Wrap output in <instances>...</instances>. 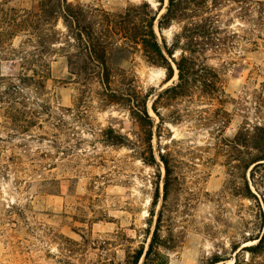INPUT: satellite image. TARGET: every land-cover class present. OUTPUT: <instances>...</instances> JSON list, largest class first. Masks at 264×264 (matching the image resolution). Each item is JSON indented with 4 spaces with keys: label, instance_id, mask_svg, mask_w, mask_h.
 <instances>
[{
    "label": "rangeland",
    "instance_id": "obj_1",
    "mask_svg": "<svg viewBox=\"0 0 264 264\" xmlns=\"http://www.w3.org/2000/svg\"><path fill=\"white\" fill-rule=\"evenodd\" d=\"M69 1L113 14L143 1L155 10L161 4ZM0 3L39 10L38 0ZM166 7L167 0L162 13ZM215 12L226 49L209 51L198 61L218 75L219 91H206L200 72L189 96L158 103L163 123L152 105L178 83L175 62L170 60L174 75L166 83L165 69L149 64L141 51L112 55L111 63L135 77L145 93H153L147 106L156 164L140 157L139 128L128 109L104 106L100 82L80 80L73 49L65 54L56 45L45 54L50 79L44 88L23 92L27 110L37 116L34 125L16 128L0 110V264H133L137 252L149 247L166 184L161 236L168 248H160L166 264H209L216 255L227 259L220 264H232L236 255L240 262L264 264V253L253 258L243 249L256 243L245 237L264 222L257 203L244 196L245 181L260 198L264 195V166L254 183L252 166L244 168L263 138L257 128H264V20L259 32L236 4L224 3ZM182 26L175 22L163 31L169 44ZM58 28L65 31L61 23ZM155 31L161 40L157 25ZM30 40L20 33L13 47L31 52L36 44ZM175 53L178 60L181 51ZM0 72L6 73L5 63ZM108 127L136 144L107 145L103 133ZM143 262L144 255L137 264Z\"/></svg>",
    "mask_w": 264,
    "mask_h": 264
},
{
    "label": "trees",
    "instance_id": "obj_2",
    "mask_svg": "<svg viewBox=\"0 0 264 264\" xmlns=\"http://www.w3.org/2000/svg\"><path fill=\"white\" fill-rule=\"evenodd\" d=\"M159 2L161 4L157 10L147 1H143L130 4L123 12L117 14L74 4L69 0H38L39 10L36 12L0 3V70L2 63H5L6 70L5 74L0 72V110L4 111L3 116L21 130L32 127L37 116L27 110L23 92L29 87H34L35 90L45 87V83L50 79V67L45 60V54L52 50L53 46L60 45L57 50L65 54L70 53L68 48L73 49L80 61L76 68L80 80L88 82L96 79L100 82L103 88L100 96L104 106L116 104L128 109L139 128L140 157L145 162L156 164L151 145L154 123L147 106L153 93H145L135 77L111 63L115 50L129 53L141 51L149 64L165 69L166 83L171 81L174 75L170 60L175 62L178 83L159 93L152 105L160 123H163L157 108L158 103L169 105L173 99L189 96L190 84L197 81L195 76L200 72L205 73V77H200L203 88L206 91H219L218 75L204 62L200 64L198 61L199 56L209 51L221 52L226 49V40L221 38L225 30L221 26L220 14L215 12L218 7L224 3L238 5L241 11L244 10L242 17H248L246 20L258 27L259 32L262 31L263 25L260 21L264 20V2L261 1L252 3L246 0H167L163 13L165 0ZM175 22L183 26L174 36L172 44H169L163 36V31ZM60 23L65 31L58 28ZM155 25L161 40L158 39ZM254 31H249L251 36H254ZM20 33L32 38L30 42L35 39L33 51L27 52L13 47V40ZM258 38H261V34ZM252 43L257 45V40ZM177 50L181 51L178 60L175 59ZM73 56L67 57L70 67L74 65ZM117 78L120 79L119 85L113 87L112 84ZM257 130L263 134V138L255 144L258 154L244 167L248 169L252 166L250 177L253 183L258 168L264 166V128ZM103 137L104 142L111 146L131 147L136 144L112 127L104 130ZM161 159L167 168L164 156H161ZM245 188L244 196L253 199L264 215V195L260 198L257 192L251 190L247 181ZM166 200L167 184L164 204ZM164 204L158 214L147 251L139 250L133 264H137L143 255V264H166L160 252L161 247L168 248L166 240L161 236ZM256 231L255 235L254 232H249L248 238L245 237V242L256 243L243 248L253 258L264 253V222ZM237 249L238 247L233 250ZM225 260L227 259L216 255L209 264H220ZM232 264L250 263L240 262L236 255Z\"/></svg>",
    "mask_w": 264,
    "mask_h": 264
}]
</instances>
